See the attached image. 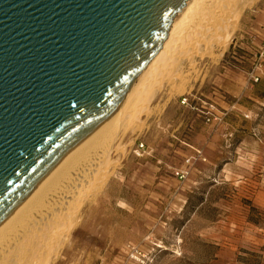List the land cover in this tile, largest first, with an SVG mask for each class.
<instances>
[{"label":"rangeland","instance_id":"obj_1","mask_svg":"<svg viewBox=\"0 0 264 264\" xmlns=\"http://www.w3.org/2000/svg\"><path fill=\"white\" fill-rule=\"evenodd\" d=\"M197 64L181 91L168 80L139 129L116 134L108 179L50 264H264V0L221 58Z\"/></svg>","mask_w":264,"mask_h":264},{"label":"water","instance_id":"obj_2","mask_svg":"<svg viewBox=\"0 0 264 264\" xmlns=\"http://www.w3.org/2000/svg\"><path fill=\"white\" fill-rule=\"evenodd\" d=\"M188 0H0V221L95 131Z\"/></svg>","mask_w":264,"mask_h":264},{"label":"bare ground","instance_id":"obj_3","mask_svg":"<svg viewBox=\"0 0 264 264\" xmlns=\"http://www.w3.org/2000/svg\"><path fill=\"white\" fill-rule=\"evenodd\" d=\"M254 0H188L175 16L161 49L111 116L95 131L49 163L0 221V264H50L78 223L81 207L99 192L109 175L115 136L135 131L152 112L155 97L168 84L189 85L185 71L196 74L198 59L221 58L244 10Z\"/></svg>","mask_w":264,"mask_h":264},{"label":"built area","instance_id":"obj_4","mask_svg":"<svg viewBox=\"0 0 264 264\" xmlns=\"http://www.w3.org/2000/svg\"><path fill=\"white\" fill-rule=\"evenodd\" d=\"M255 81L257 82L258 79H256ZM182 104H183V105H189V100H188V98H184V99L182 100ZM211 109H213V107H211ZM211 109L208 110V112L205 114V115H206V120H207V122L210 123V122H214V121H219V117L216 116V114H214L213 111H212ZM143 149H144V145L141 144V145L138 147V151H141V150H143ZM197 155H198L199 158H201V152H197ZM186 163H187V164H191V160H190V159L187 160ZM187 175H188V171H187V170L178 171V172L176 173V176H177L180 180L185 179V178L187 177Z\"/></svg>","mask_w":264,"mask_h":264},{"label":"crops","instance_id":"obj_5","mask_svg":"<svg viewBox=\"0 0 264 264\" xmlns=\"http://www.w3.org/2000/svg\"><path fill=\"white\" fill-rule=\"evenodd\" d=\"M222 121H223V117H220L218 123H222ZM215 122H217V121H215ZM227 125H228V124H227ZM232 125H233V123H232ZM232 125L230 126L231 131H232V132H235V129L233 128ZM217 132H218V131H217ZM200 136H201V140H210L211 144L214 142V141H213L214 138H212V137H213V133L210 135V136H211L210 139H209V137H207L206 135H203V134H201ZM207 148H208V146H205L203 143H201V145H200V149H201V151H197V152H201V155H202V152L205 153L206 150H207Z\"/></svg>","mask_w":264,"mask_h":264}]
</instances>
